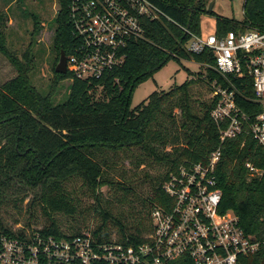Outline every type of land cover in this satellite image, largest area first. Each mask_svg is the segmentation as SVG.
Masks as SVG:
<instances>
[{
    "label": "trees",
    "instance_id": "trees-1",
    "mask_svg": "<svg viewBox=\"0 0 264 264\" xmlns=\"http://www.w3.org/2000/svg\"><path fill=\"white\" fill-rule=\"evenodd\" d=\"M53 18L55 64L61 51L68 56L77 38L69 16L71 0H57ZM170 18L145 24V38L125 50L124 63L99 80H70V73H56L47 93L32 84L34 54L32 43L21 54L9 51L2 29L5 13L0 9V52L13 66L14 77L0 85V238L31 229L37 213L43 217L42 233L57 236L80 234L62 226L59 216L77 219L83 227L93 222L90 233L98 240L137 243L151 230L150 211L166 203L162 185L180 165L206 163L220 148L215 175L222 192L219 212H234L241 227L255 240L264 242V149L246 135L220 142V131L210 112L216 98L213 83L232 88L214 70L215 57L209 49L199 54L186 50L190 33L201 34V16L207 0H156ZM36 19V18H35ZM188 30V32L185 31ZM264 30V0H243L242 19L215 18V34L228 31ZM171 58L193 59L204 72L172 88L153 91L137 106H130L133 90L164 66ZM69 80L66 97L53 102L58 82ZM238 86L236 101L249 116L261 106L253 96L251 79L233 80ZM243 81V85H240ZM198 83L208 87L209 96L197 100L193 90ZM179 110L184 143L167 140L169 126L177 121ZM171 144V151L157 147ZM140 151L163 170L146 174L148 188H138L134 180L116 169L119 160ZM262 169L260 177L249 176L246 163ZM106 188V197L102 189ZM28 198V218L23 229L13 230L4 222L3 209L12 206L21 212ZM18 219L13 221L18 224ZM245 264H264V244Z\"/></svg>",
    "mask_w": 264,
    "mask_h": 264
},
{
    "label": "built area",
    "instance_id": "built-area-1",
    "mask_svg": "<svg viewBox=\"0 0 264 264\" xmlns=\"http://www.w3.org/2000/svg\"><path fill=\"white\" fill-rule=\"evenodd\" d=\"M155 1L71 0L69 16L77 42L66 56L70 80H99L120 67L127 47L145 38L147 22L170 20ZM204 49L215 57L214 70L232 82L231 89L213 83L211 97L216 101L210 116L224 126L220 142L246 135L264 149V30L228 31L222 37L190 33L186 50L199 54ZM248 78L250 99L261 106L254 116L238 105L239 90L232 81ZM219 157L217 148L206 163L180 165L169 175L162 185L166 203L152 208L151 230L140 242L98 240L90 232L60 237L25 229L0 238V264H245V257L264 242L246 233L234 212H219ZM245 166L249 176L263 173L251 162Z\"/></svg>",
    "mask_w": 264,
    "mask_h": 264
},
{
    "label": "rangeland",
    "instance_id": "rangeland-1",
    "mask_svg": "<svg viewBox=\"0 0 264 264\" xmlns=\"http://www.w3.org/2000/svg\"><path fill=\"white\" fill-rule=\"evenodd\" d=\"M214 1L212 13H206L201 16V35L206 37L209 34H215V18L216 16L229 19H242L243 0H207V4ZM0 9L5 13L2 29L6 36V46L9 51L21 54L32 43V51L34 54L33 69L30 73L31 82L42 93H47L51 80L54 78L53 66L55 64V52L53 50L54 21L53 18L58 10L57 0H0ZM36 18V19H35ZM58 61V60H57ZM57 63V62H56ZM56 65V64H55ZM55 67V66H54ZM199 71L204 72L199 63L190 58H171L164 66L157 70L152 77L140 83L133 90L130 106L135 107L144 101L149 94L156 90H168L174 85L183 83L189 73H193L197 77ZM16 74L9 60L0 52V85ZM69 80L62 79L58 82L53 102L58 103L66 97L67 85ZM194 99H196V111L199 110L197 100H205L209 96L208 87L204 83H198L193 90ZM177 121L171 124L169 119H165L169 130H167V140L173 141L180 145L184 143V131L180 129L181 119L179 110H175ZM171 144L165 147H157L160 152L171 151ZM140 159L144 162L146 158L140 151H133L126 159L119 160L116 169L123 173L126 178L134 180L138 188L146 190L148 181L146 174L154 175L163 170L159 164L149 159L148 164L140 163ZM103 194L107 197V189H102ZM28 198L21 206V212L14 209L11 205L3 209V218L5 224L12 227L13 230L24 228L28 213H26ZM62 226L69 228L71 231L76 228L80 229V233L91 232L93 222L88 223L87 227H83L77 219L72 220L67 217H58ZM18 219V224L13 221ZM44 225V219L38 213L31 221V229H41ZM29 230L28 227H25Z\"/></svg>",
    "mask_w": 264,
    "mask_h": 264
},
{
    "label": "water",
    "instance_id": "water-1",
    "mask_svg": "<svg viewBox=\"0 0 264 264\" xmlns=\"http://www.w3.org/2000/svg\"><path fill=\"white\" fill-rule=\"evenodd\" d=\"M214 1H210L207 4V10H211L213 7ZM66 55L64 54L63 51H61L60 56L58 58V61L55 65V72L60 73V74H65L66 73Z\"/></svg>",
    "mask_w": 264,
    "mask_h": 264
}]
</instances>
